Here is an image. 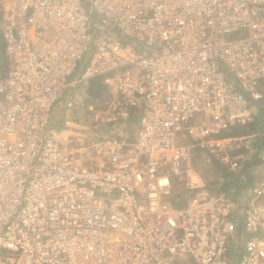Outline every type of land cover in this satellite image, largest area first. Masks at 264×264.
<instances>
[{
	"label": "built area",
	"instance_id": "obj_1",
	"mask_svg": "<svg viewBox=\"0 0 264 264\" xmlns=\"http://www.w3.org/2000/svg\"><path fill=\"white\" fill-rule=\"evenodd\" d=\"M0 15V264H264V148L243 201L196 162L235 174L256 153L219 135L264 100V0H0Z\"/></svg>",
	"mask_w": 264,
	"mask_h": 264
},
{
	"label": "trees",
	"instance_id": "obj_2",
	"mask_svg": "<svg viewBox=\"0 0 264 264\" xmlns=\"http://www.w3.org/2000/svg\"><path fill=\"white\" fill-rule=\"evenodd\" d=\"M1 20V15H0ZM7 69V58L4 49V40L0 31V76L4 75ZM105 93V87L102 84L101 78H95L89 81L87 94L92 100H101ZM257 114L254 117L252 123L230 128L222 132L220 138H242L249 137L251 140V146L255 150V155L249 163H245L244 169L240 172L239 176L229 172L226 168L221 166L219 162L213 160L214 171L218 176L225 178V182L222 185V190L228 193V196L236 199L244 189L250 185L249 166L252 167L259 163L258 154L264 148V100L254 105ZM252 165V166H251ZM239 177H244V181L239 180ZM249 181V182H248ZM233 199V200H234ZM239 256V255H238ZM233 264L237 263L238 257L232 251Z\"/></svg>",
	"mask_w": 264,
	"mask_h": 264
},
{
	"label": "rangeland",
	"instance_id": "obj_3",
	"mask_svg": "<svg viewBox=\"0 0 264 264\" xmlns=\"http://www.w3.org/2000/svg\"><path fill=\"white\" fill-rule=\"evenodd\" d=\"M85 8H86V10L87 11H89L90 10V7H89V3H86L85 4ZM92 17V20H93V23L94 24H99V21H100V19H99V17H96L95 15H92L91 16ZM115 32V31H114ZM82 69H83V64L81 63V64H79L78 66H77V69H76V71H75V73L73 74V75H71L68 79H67V81L69 82V81H73L79 74H80V72L82 71ZM254 114L256 115L257 114V110H256V108L254 107ZM133 131H134V129H135V126H133V128H131ZM185 144H188L187 143V141H180L179 139L177 140V141H175V145L176 146H182V145H185ZM201 165L202 164H198L197 165V168L199 167V171L202 173V175H203V179L204 180H207V181H214V180H217L218 179V174L213 170V168H211L210 166H208V164H205L204 163V165H202V167H201ZM257 165V164H256ZM243 166V165H242ZM252 166V165H251ZM255 167V166H254ZM254 167H250L249 166V169H250V171L251 170H253V168ZM244 169V166L242 167V170ZM248 169V170H249ZM241 170V171H242ZM240 171V172H241ZM240 172L239 171H237L235 174H236V176H239V174H240ZM239 180H240V182L241 181H243V182H245L244 181V179H243V177H239ZM251 180L252 179H250V182H251ZM249 182V181H248ZM247 190H249V186L246 188V189H244V191H242L241 192V194L240 195H238V197L236 198V199H234V198H232V199H234V200H236V201H238V200H240V201H243L245 198H246V191Z\"/></svg>",
	"mask_w": 264,
	"mask_h": 264
},
{
	"label": "crops",
	"instance_id": "obj_4",
	"mask_svg": "<svg viewBox=\"0 0 264 264\" xmlns=\"http://www.w3.org/2000/svg\"><path fill=\"white\" fill-rule=\"evenodd\" d=\"M131 132H133L132 129H131ZM130 137H131V136H130ZM196 162H197V164H202V165H204L203 161H201V160H198V159H197ZM259 163H260V162H259ZM259 163H257V165H254V166H258ZM202 165H201V167H202ZM254 166H252V167H254ZM252 167H251V168H252ZM202 177H203V175H202ZM246 192H248V190H247ZM246 196H247V194H246Z\"/></svg>",
	"mask_w": 264,
	"mask_h": 264
}]
</instances>
